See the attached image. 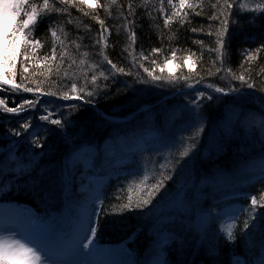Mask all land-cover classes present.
I'll return each mask as SVG.
<instances>
[{
  "label": "snow or ice",
  "instance_id": "6c2138e0",
  "mask_svg": "<svg viewBox=\"0 0 264 264\" xmlns=\"http://www.w3.org/2000/svg\"><path fill=\"white\" fill-rule=\"evenodd\" d=\"M245 7L238 0H0V264H264V187L253 193L241 183L257 169L264 179V80L258 79L264 71L252 74V62L264 52V31L259 46L244 52L240 71L230 66L227 51ZM252 12L264 17V2ZM153 14H163L169 31L180 26L186 34L191 26L194 36H206L215 71H192L206 45L193 39L196 51L179 49L187 52L181 73L169 67L165 74L177 49H144L139 35ZM199 17L204 23L196 26ZM155 90H166V120L173 113L183 131L193 132L187 140L195 151L180 152L169 169L160 149H144L153 174L125 203L113 204L99 187L85 195L84 169L111 164L105 143H93L90 130L103 127L113 147L127 140L143 127L138 94ZM121 95L126 103L114 110L126 115L101 110L102 100ZM167 97L182 99L168 105ZM210 110H219L211 130ZM205 133L206 156L231 153V165L204 173L206 183H179L195 175ZM56 154L58 167L35 162ZM127 159L136 163L134 153ZM20 195L35 207L12 202ZM131 215L140 223L129 235L143 233L142 248L99 243L102 233L124 227ZM225 217L227 231L217 223Z\"/></svg>",
  "mask_w": 264,
  "mask_h": 264
},
{
  "label": "trees",
  "instance_id": "16d2710c",
  "mask_svg": "<svg viewBox=\"0 0 264 264\" xmlns=\"http://www.w3.org/2000/svg\"><path fill=\"white\" fill-rule=\"evenodd\" d=\"M260 2H264V0H254V5ZM205 3L207 5L208 0H205ZM205 10L208 11L207 7ZM241 15L243 18L241 19L240 26L234 30L230 38V48L227 50L231 54L230 66L236 71H240L239 65L243 63L244 52L259 46L258 37L260 32L264 31V27H262V25H264V17H260L259 13H255V15H251L250 13L247 15ZM202 23H204L203 17H199L195 21L196 26H199ZM157 25H159V27ZM190 27L191 26H189L188 32L186 34L183 32L180 26H176L175 28H172L171 31H169L168 28L163 26V14H161L159 18H155V14H153V17H150L145 21V30L140 32L139 35L143 41L144 49H148L149 45L162 46L165 48V50H167L169 47L177 49V61L171 65H168L175 73H181V69L178 67V65L182 63L181 57L187 55V52L180 51L179 49H187L191 47L192 51H196L197 46L192 45V40L205 39L206 45L203 62L197 61V67L192 69V71H199L201 75H206L209 69L215 71V66L212 64V59L214 57H209L206 54V48L210 46L207 44L206 36L202 34H197L194 36L190 31ZM177 35L179 36L178 41L174 39L177 37ZM161 36H163L162 44ZM112 47L113 45L110 42V58H114L116 55V53L111 52ZM121 47H123V45H121ZM83 50L84 49H82V51ZM136 50L137 53L141 50L139 45H137ZM118 52L119 49H117V53ZM163 59L164 57L161 56V62H163ZM193 59L196 60L197 58L193 57ZM128 60H131V56L128 57ZM91 63L92 61H89V64ZM189 64H191V61ZM189 64L184 65L182 74L186 75L189 73ZM168 66H165V74H167L169 68ZM261 71H264V52L259 53L258 60L252 62V74L256 76ZM157 72H159V69H157ZM258 79L264 80V77H259ZM113 91H115V89H113ZM165 91L166 90H155L153 92L138 94L139 99L137 100L136 106H143L141 107V110L151 106L153 107V109H150L143 114L142 112H139L142 115L138 114L137 117L139 121H143V127L137 126L133 131L130 132V135L135 137L136 142L141 139L140 134L142 131L151 133L150 138L145 139L141 148L133 149L130 145L123 146V142H127L128 139H122L120 141L122 146H120L118 141L115 147H113V143L108 144L106 140V130L103 127L93 128L89 132V138L93 141V143H105L107 153L111 159V164H104L103 166L95 165L91 169H85V172L89 177H94L97 181L102 183L100 189L107 192V195L113 204L125 203L127 202L129 196L135 198L142 187L140 181L145 175L149 176L150 178L153 174V165L144 163V158L149 155V153L144 151V149H160V152L163 154V156L167 157V161L161 159V163H165V166L169 169L173 167L174 160L179 158L180 152L189 151L191 153L195 151L192 148L191 143L187 140V137L192 135L193 132L183 131V124L177 120L175 114L169 113L166 120L165 114L161 115L154 113L155 111L159 113L164 112L165 97L162 96V93ZM181 99V97H176L175 99L167 97V104L173 105L177 100ZM157 101H160V103H157ZM125 103L126 97L123 95L102 100L101 110H106L116 116H123L127 114V110L121 112L119 110H114V108L118 104L122 105ZM218 115L219 110H210L208 114V120L206 121L209 130H211L213 127ZM137 123L138 121H133V123L128 125V127L132 128L133 125ZM172 137L175 138L176 143H172L170 139ZM181 137L184 138L183 144L179 143ZM206 141L207 133L204 134V139L200 141V148L196 153L195 175L185 174L179 178V183L190 182L193 179H195L198 183H206L207 181L204 173L213 172L218 167L222 169L225 166L231 165V153L220 157H217L215 153H213L211 156H206ZM165 144H167V147L163 146ZM133 153L135 154L136 163L130 164L127 157ZM35 162L37 164L42 163L45 168L49 166L58 167L60 163V156L59 154H56L52 156L51 159L46 157L42 162L40 157H36ZM156 167L158 168V165ZM138 171L142 174L127 176V179H125V175L127 173ZM254 171L256 175L255 178H253L251 172L245 177L241 178L244 191L258 193L259 190L264 187V179L260 177L258 169ZM117 175L120 176L119 181L116 179ZM257 181H259V183H257ZM121 185H123L122 190L120 188ZM130 188L131 191L129 190ZM12 202L26 208L35 207L30 198L24 195L14 197ZM235 203L236 202L233 201V204ZM242 219L243 217H241V220ZM139 223V219L135 215H131L125 221L124 227L116 230H107L102 233L99 243L102 246H117L119 249L135 250L142 248L145 243V236L143 233L133 234L131 236L129 235L134 229L138 227Z\"/></svg>",
  "mask_w": 264,
  "mask_h": 264
},
{
  "label": "rangeland",
  "instance_id": "374dc122",
  "mask_svg": "<svg viewBox=\"0 0 264 264\" xmlns=\"http://www.w3.org/2000/svg\"><path fill=\"white\" fill-rule=\"evenodd\" d=\"M238 2L244 3L246 6L244 9L239 10V11L249 12L251 15H255V13L252 12L253 5H252L251 0H238ZM166 66H168V65H166ZM109 143H111V141ZM135 143H138V142L135 141ZM81 167L83 168V166H81ZM83 184H84L85 195H87L90 190L95 189L97 187H100V184L97 183L95 179L90 178L86 174L85 169H84ZM217 223L224 231H227L231 221L227 217H225L222 221H218ZM105 247L112 248V249H118L117 246H105Z\"/></svg>",
  "mask_w": 264,
  "mask_h": 264
}]
</instances>
